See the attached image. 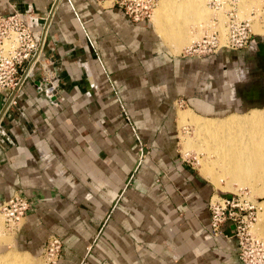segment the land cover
<instances>
[{
    "label": "crops",
    "instance_id": "obj_1",
    "mask_svg": "<svg viewBox=\"0 0 264 264\" xmlns=\"http://www.w3.org/2000/svg\"><path fill=\"white\" fill-rule=\"evenodd\" d=\"M12 9L46 24L50 78L33 74L14 102L0 96V204L29 202L0 248L34 255L55 235V264H235L234 239L208 231L209 184L176 155L172 104H264V30L239 51L194 56L118 5L0 0V13Z\"/></svg>",
    "mask_w": 264,
    "mask_h": 264
},
{
    "label": "built area",
    "instance_id": "obj_2",
    "mask_svg": "<svg viewBox=\"0 0 264 264\" xmlns=\"http://www.w3.org/2000/svg\"><path fill=\"white\" fill-rule=\"evenodd\" d=\"M101 3L118 5L131 20H149V13L156 0H97ZM211 9L224 15V38L220 40L219 31L213 27L200 38L184 48L181 54L215 52L220 48L243 49L253 35L251 23L264 20V0L251 5L241 16L237 0H206ZM107 4V3H106ZM218 18L211 17L212 25ZM46 24L35 30L21 17L17 9L0 13V96L9 97L14 102L15 92L33 74L41 75L42 80L50 78L47 66L41 61L45 41ZM46 75H43L42 73ZM45 92L52 85L43 87ZM28 199L19 194H11L0 204L2 225L15 231L26 214ZM208 230L212 236H228L235 241L237 258L240 264H264V238L250 231L255 221L257 206L245 196L243 191L215 193L208 198ZM226 228H228L226 230ZM60 239L49 235L40 252L44 264H55L60 250Z\"/></svg>",
    "mask_w": 264,
    "mask_h": 264
},
{
    "label": "rangeland",
    "instance_id": "obj_3",
    "mask_svg": "<svg viewBox=\"0 0 264 264\" xmlns=\"http://www.w3.org/2000/svg\"><path fill=\"white\" fill-rule=\"evenodd\" d=\"M162 2H176L179 4L180 7V15L177 18L176 22V29L175 30H168V34H170L173 39L167 40V43L164 42L163 38H161V33L159 32L158 26L160 27V23L157 22L155 17V13ZM108 4V2H104V4ZM259 0H237V7L239 15H243L244 12L251 6L257 5ZM160 10V9H159ZM161 11V10H160ZM164 12V10H162ZM215 15L218 18V21L215 25H212L211 17ZM150 24L154 25L157 30V38L163 41L165 47L173 52L181 54L184 48L188 47L193 40L196 41L200 38V36L211 30V28L215 27L218 29L219 33L223 35L224 33V15L221 11H215L210 8L207 4L206 0H156L155 5L152 10ZM152 22V23H151ZM261 22H253V29L255 31L261 30ZM169 24V23H168ZM260 24V25H259ZM166 30V31H167ZM166 31L164 32L166 34ZM159 34V35H158ZM188 35L194 37L189 45L182 46L181 48H177L175 42L173 40L180 37V35ZM221 49V48H220ZM218 49V50H220ZM228 49V48H226ZM216 50V51H218ZM215 51V52H216ZM239 51V49H237ZM214 52H199L198 54H185V55H194V56H205L208 54H212ZM238 53V52H237ZM249 107H253L248 109ZM185 108H191L186 105L184 102H180L177 100L175 103L172 104V125H173V139L175 141V146L177 148V157L183 158L192 168L201 176L205 182H207L210 186V193L209 197L212 194L213 196L215 193H231L234 191H243L245 196L250 199L256 206H257V219L255 220L254 224L252 225V232L258 237L264 238V181H263V173H264V154H260L261 156L258 160L253 162H245L243 167L246 173V181L238 182L237 180L233 179L231 176L226 175L222 172L220 166L216 164H212V157L213 154H207L203 149H197L194 146H185L184 139L188 138L190 140L198 141L195 136L193 126L190 123L180 124L178 118L176 119V112L179 109L187 110ZM264 108V104L260 103L258 105H250L247 107H242L241 109H231L214 113V114H204L197 110L192 109L193 113L196 117L199 118H224L230 114L236 115H245L250 112L252 109L261 110ZM248 109V110H247ZM233 111V112H232ZM231 112V113H229ZM228 113V114H227ZM178 120V123H177ZM213 155V156H212ZM208 158V159H207ZM212 167L215 174L204 172V170ZM216 169V170H215ZM209 231V230H208ZM209 234H211L209 232ZM2 237V238H1ZM6 238H11V231L5 229L2 225V215L0 214V240ZM8 249V248H6ZM5 248H0V264H7L9 263V259L12 255L23 257L26 264H44L42 260V256L40 252L37 254L25 255L18 251L14 250H6ZM6 250V251H5ZM33 256V257H32ZM236 260L235 264H240L237 258V253L235 252ZM4 261V263H2Z\"/></svg>",
    "mask_w": 264,
    "mask_h": 264
},
{
    "label": "bare ground",
    "instance_id": "obj_4",
    "mask_svg": "<svg viewBox=\"0 0 264 264\" xmlns=\"http://www.w3.org/2000/svg\"><path fill=\"white\" fill-rule=\"evenodd\" d=\"M154 5L149 13V20H151ZM162 10H164V12H162ZM178 15H180V7L176 2H162L160 8H158L155 13L157 22L160 23L161 27L159 28L158 26L159 32L161 33L160 36L166 43L168 38H174L168 34V30L171 31L176 29ZM253 22L251 23L252 31L258 33L264 30V20L259 21L262 25L260 31H255L253 29ZM163 31H166V34ZM219 35L220 40H222L224 34L221 35L219 33ZM193 38L192 36L183 34L180 35L178 40L175 39L173 41L177 48H181L182 46L189 45ZM177 116L180 124L190 123L193 126L195 136L198 139V141L193 142L186 138L184 139V145L203 149L209 155L213 154L212 164L220 166L224 174L231 176L238 182L247 180L245 175L246 172L242 170L244 169V163H254L261 157L259 153L264 154V108L261 110H250V112L245 115L230 114L224 118L217 119L208 117L199 118L188 109H179ZM204 172L215 174L212 167L204 170L203 173ZM256 219L257 210L255 220ZM254 222L250 225L251 232ZM8 261L9 263L7 264H26L23 257L15 255H12ZM2 263H4V261H2Z\"/></svg>",
    "mask_w": 264,
    "mask_h": 264
}]
</instances>
